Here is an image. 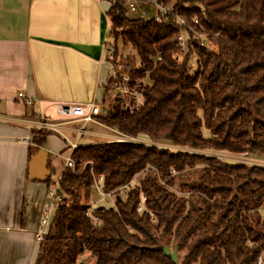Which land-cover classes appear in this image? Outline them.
<instances>
[{"label": "trees", "instance_id": "trees-1", "mask_svg": "<svg viewBox=\"0 0 264 264\" xmlns=\"http://www.w3.org/2000/svg\"><path fill=\"white\" fill-rule=\"evenodd\" d=\"M157 2L173 8L166 23L131 18L124 3H109L108 37L115 49L119 43L134 52L128 88L142 101L127 106L114 94L97 120L132 139L264 159V0ZM51 134L34 130L31 144L45 147ZM70 158L75 168L61 174L62 202L36 264H78L85 252L94 264H174L163 246L186 251L177 264H256L264 252L262 167L120 141L78 146ZM91 169L103 177L104 193L116 196L112 208H95L98 224L83 201ZM135 177L138 183L119 195Z\"/></svg>", "mask_w": 264, "mask_h": 264}, {"label": "crops", "instance_id": "crops-1", "mask_svg": "<svg viewBox=\"0 0 264 264\" xmlns=\"http://www.w3.org/2000/svg\"><path fill=\"white\" fill-rule=\"evenodd\" d=\"M108 7L102 0H0V264H36L46 192L72 147L120 139L97 118L84 123L55 110L58 103L88 102L105 109ZM34 130L53 133L42 147L49 171L43 180L29 173L41 149L26 142Z\"/></svg>", "mask_w": 264, "mask_h": 264}, {"label": "built area", "instance_id": "built-area-1", "mask_svg": "<svg viewBox=\"0 0 264 264\" xmlns=\"http://www.w3.org/2000/svg\"><path fill=\"white\" fill-rule=\"evenodd\" d=\"M100 1V0H97ZM106 1L108 3H116V2H122L125 4L126 8L131 14H135L136 16L143 18V19H153L154 21L158 23H166L168 22L172 17V6H165L157 2V0H145L142 5H146L148 8L154 9L152 13H149L146 10L139 9V5L141 3L137 2L136 0H102ZM153 6V7H151ZM194 23L197 24L198 21L194 20ZM180 24L183 25L184 22L180 20ZM201 28V27H200ZM193 38L196 39L200 46L204 47L206 50H209V46L206 45L203 41H201L203 38H205V35L200 33V31H193ZM185 35L180 34L177 37V43L180 47V52H183L185 49ZM111 44V53L114 50V43L112 38L110 39ZM108 58H112V55H110ZM160 60V59H159ZM111 65V64H110ZM127 75L123 74L120 76H117V72L111 65V78L112 80H115L113 82V88L115 93L119 96L120 100H124L125 94L128 92V84H129V74L128 72L131 70V67H127ZM19 98H22V93L18 94ZM27 105H32V101H26ZM108 109V107H105ZM55 110L57 115L66 117V118H75L79 121H82L84 123L94 121L98 116H100L103 113V109L101 106L94 102H88L83 104H62L58 103L55 105ZM42 126L45 129L53 130L55 129L54 124H42ZM126 136L122 135L120 136L119 141L120 142H128L126 140ZM132 139V138H131ZM26 142H30V139L27 138ZM73 149L76 148L75 146L72 147ZM75 164L70 158V156L66 157L63 165V171L65 169H69L71 171H74ZM62 171V172H63ZM90 174L92 177V188L97 192V194L101 197L113 195V193H104L103 191V177L102 176H95L92 172V169L90 170ZM61 177V176H60ZM60 178L53 181L47 189L45 201L41 209V216L39 225L35 232V238L36 240L41 243L48 233V230L52 224V220L57 212V210L60 207V204L62 202V196L59 193V183ZM138 181L136 180V177L132 180L131 184L125 185L118 189V192L126 193L129 189V187L132 184H137ZM144 197H141L140 201L141 204L139 208L136 210L137 213L141 212L143 210V202ZM94 210L92 206H88L86 209L85 215L91 220L93 224H98L99 220L96 216H94ZM256 264H264V252H261L256 260Z\"/></svg>", "mask_w": 264, "mask_h": 264}, {"label": "rangeland", "instance_id": "rangeland-1", "mask_svg": "<svg viewBox=\"0 0 264 264\" xmlns=\"http://www.w3.org/2000/svg\"><path fill=\"white\" fill-rule=\"evenodd\" d=\"M151 7H153V6H151ZM139 9L146 10L149 13H152L154 11V9L148 8L146 5H142V4L139 5ZM128 16L131 18L136 17L135 14H131V13H129ZM201 41H203L206 45L209 46V49H211V47H210L211 45L208 43L206 38H203ZM113 43H115L114 40H113ZM118 44H117V49L114 48L112 53H111V51H112L111 49H110V51L107 52V61L113 66V68L117 72V76H120L123 74L127 75L126 74L127 73L126 68L130 66L127 64L128 59L130 57H133L134 52L128 48L125 50H122L121 45H118ZM110 55H112L111 59L108 58ZM135 66H138V63H136ZM196 69H197V66H196L195 62L191 61V72H195ZM114 81L115 80H112L111 77L108 79V82L106 85L107 89H111V88H109L110 84L113 85ZM144 82L146 85H149V81L147 79H145ZM112 88H113V86H112ZM114 94L116 95L114 88H113V92L111 93V91H110V95L112 96ZM125 100H126L127 106H134V107L137 106L138 104H140L142 101L140 94L137 93L136 91L129 94V88H128V92L125 94V98L123 101H125ZM119 101H122V100L119 99ZM105 107H108V105H106ZM104 110H107V109L105 108ZM126 140L128 142H134V143L144 144V145H148V146H155V147L167 149V150H170L173 152L180 151V152H187V153H197V154H201L204 156L213 157V158H216L218 161L227 162L230 164L244 163L247 165H256V166L264 168V159H258V158H255V157H252V156L246 155V154L232 155V154H229L226 152L214 153V152H208V151H202V152L201 151H193V150L186 149V148L175 147V146L171 145L170 143H166V142H159V143L158 142L157 143L151 142L148 139H146V137H140V139H131V138L127 137ZM85 165L86 164H83L82 168H84ZM136 180L138 181L139 178L136 177ZM122 193L123 192H119V195H122ZM115 197H116L115 194L101 197L97 194V192L93 188H91L89 191L88 197L86 198V200H83V201H86L88 204H90L93 209H95V208L109 209V208L113 207ZM170 248H171L170 250L172 251L173 250L172 247H170ZM185 253H186V251H181V252L177 253L178 262L182 261ZM78 264H94V259L90 257V254L88 252H85L79 258Z\"/></svg>", "mask_w": 264, "mask_h": 264}, {"label": "water", "instance_id": "water-1", "mask_svg": "<svg viewBox=\"0 0 264 264\" xmlns=\"http://www.w3.org/2000/svg\"><path fill=\"white\" fill-rule=\"evenodd\" d=\"M47 153L44 148H41L36 155H33L29 162V173H36V177L31 179L43 180L48 175L49 171L46 168ZM163 254L166 258L170 259L174 264L178 263L177 248L174 247L171 251L169 247L163 246Z\"/></svg>", "mask_w": 264, "mask_h": 264}]
</instances>
